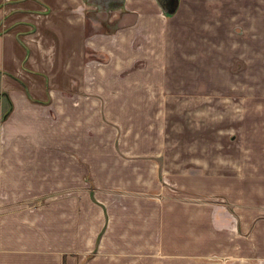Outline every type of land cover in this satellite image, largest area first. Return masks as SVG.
<instances>
[{"label":"crops","instance_id":"obj_1","mask_svg":"<svg viewBox=\"0 0 264 264\" xmlns=\"http://www.w3.org/2000/svg\"><path fill=\"white\" fill-rule=\"evenodd\" d=\"M105 1L0 0V264H264V108L229 113L241 148L220 167L215 141L162 133L157 146L174 144L182 162L163 154L159 169L137 139L136 94L117 90L120 61L92 57L122 52L137 27L121 20L264 36V0H178L171 15L156 0ZM256 147L255 163L236 165L234 151Z\"/></svg>","mask_w":264,"mask_h":264},{"label":"rangeland","instance_id":"obj_2","mask_svg":"<svg viewBox=\"0 0 264 264\" xmlns=\"http://www.w3.org/2000/svg\"><path fill=\"white\" fill-rule=\"evenodd\" d=\"M118 22H113L114 29H117ZM124 22H130L137 28L128 42L122 38V52H100L92 57L120 61V75L117 76H121L122 83H117V90L136 94L137 99L132 100L137 106L136 135L139 141H146V154L153 156L159 151L156 156L159 169L163 154L171 162L181 163L177 146L167 144L168 147H158L157 142L162 133L166 134V140L177 142L182 138L179 135L182 129L188 131L186 136L189 139L195 136L198 141H215L216 148H212V152L216 153L220 167L232 147L241 148L240 140H232L236 133L232 129V115L229 113L236 109L240 112L245 110V114L257 113L264 108V68H260L263 64L260 57L264 53L255 50L264 43V36L211 35L215 30L204 28L205 21L180 17L163 21L121 20L120 26ZM219 31L225 30L222 28ZM229 43L233 45H229L227 52L226 44ZM92 72L90 75L94 76ZM173 108H184V115L173 114ZM248 117L251 119L253 115ZM173 118L176 121L171 120ZM183 119L184 123L177 122ZM177 123L182 126L178 128ZM211 128L216 131V137L210 136ZM251 134L256 136L257 133ZM126 135L122 132L123 137ZM256 138L253 137L251 143H257L259 140ZM151 141L155 142L150 146L148 143ZM260 142L263 144L261 156H264V139ZM180 145V150L185 153L179 157L193 163V155L187 152L194 149L191 145H183V142ZM208 150L209 147L201 149L205 152L203 155ZM234 153L238 155L236 165L239 166L249 162V157L255 163L253 155H258L257 147L250 149L248 156H242L241 151ZM171 162L165 175L177 179L179 169L173 168Z\"/></svg>","mask_w":264,"mask_h":264},{"label":"water","instance_id":"obj_3","mask_svg":"<svg viewBox=\"0 0 264 264\" xmlns=\"http://www.w3.org/2000/svg\"><path fill=\"white\" fill-rule=\"evenodd\" d=\"M118 2H121V0H106L102 5L103 8H108ZM177 2L178 0H156V3L160 7L161 11L167 15H171L175 11ZM99 5L101 4H97L98 7Z\"/></svg>","mask_w":264,"mask_h":264}]
</instances>
